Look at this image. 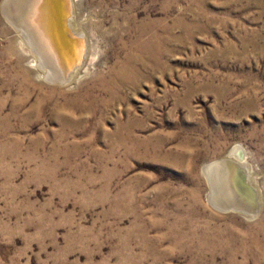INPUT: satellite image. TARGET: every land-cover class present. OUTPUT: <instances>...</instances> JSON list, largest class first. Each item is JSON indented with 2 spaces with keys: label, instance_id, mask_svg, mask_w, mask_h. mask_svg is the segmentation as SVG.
Wrapping results in <instances>:
<instances>
[{
  "label": "rangeland",
  "instance_id": "1",
  "mask_svg": "<svg viewBox=\"0 0 264 264\" xmlns=\"http://www.w3.org/2000/svg\"><path fill=\"white\" fill-rule=\"evenodd\" d=\"M3 1L0 264H264V0H73L87 56L64 83ZM129 58L135 85L110 91ZM236 145L245 214L202 170Z\"/></svg>",
  "mask_w": 264,
  "mask_h": 264
},
{
  "label": "bare ground",
  "instance_id": "2",
  "mask_svg": "<svg viewBox=\"0 0 264 264\" xmlns=\"http://www.w3.org/2000/svg\"><path fill=\"white\" fill-rule=\"evenodd\" d=\"M71 1L72 5L75 4L73 0ZM64 8V0L3 1L5 16L12 23L14 30L17 32L18 41L16 42L19 43L18 46L21 47L24 53L31 55L32 66L39 71L40 76L43 78L50 81L56 80L61 83H64L66 79L69 80L80 77L84 67L83 62V66H80L81 68L76 67L66 74V72L72 68L80 47L77 40H71L67 37L65 28L68 27L72 33L84 36L85 31L82 29V22L80 23V21H78L77 23L75 21L76 16H74V13L66 25L63 24L62 16ZM139 42L138 45L144 44L142 40ZM141 48L143 47L141 46ZM139 57L140 56L136 57L134 55V57H132L133 61H140ZM130 58L129 61L126 60L113 77L108 80L107 88L110 91H114L115 87L117 85H122V83L135 85L136 81H134L135 79H133L132 74L134 76L138 74V72L135 74L133 68L134 63L130 61ZM141 60L143 61L142 58ZM135 77L136 76H134V78ZM243 153L239 146L236 145L225 155L218 157L212 162L204 163L203 165L202 170L209 187L207 197L209 201L215 204L219 209H231L244 213L246 211L252 212L256 206V201H258L259 196H256V193L253 192L254 187L251 185V180L249 181V170L245 165ZM242 172L244 173L245 179L248 181L247 185H243L241 181L240 176Z\"/></svg>",
  "mask_w": 264,
  "mask_h": 264
},
{
  "label": "water",
  "instance_id": "3",
  "mask_svg": "<svg viewBox=\"0 0 264 264\" xmlns=\"http://www.w3.org/2000/svg\"><path fill=\"white\" fill-rule=\"evenodd\" d=\"M64 2H65V8H64L62 19H63V24L66 25L68 20L71 19V17L73 16V5H72L71 0H64ZM65 29H66L65 32L67 34V37L71 40H77L79 42V47H80L76 60L73 62L72 68L66 72V74H68L74 68L80 67L83 64L86 54H87V40L84 35L72 33V31L68 29V27H66ZM243 174H244L243 172H242V175L240 174L241 181L243 185H247V180L245 179Z\"/></svg>",
  "mask_w": 264,
  "mask_h": 264
}]
</instances>
